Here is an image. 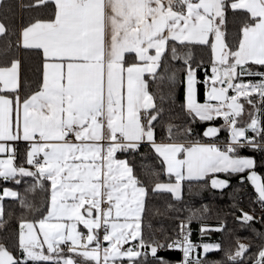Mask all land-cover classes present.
I'll return each mask as SVG.
<instances>
[{"label":"snow or ice","instance_id":"obj_1","mask_svg":"<svg viewBox=\"0 0 264 264\" xmlns=\"http://www.w3.org/2000/svg\"><path fill=\"white\" fill-rule=\"evenodd\" d=\"M51 2L54 4L52 18L36 20L21 34L23 48L42 52L43 76L39 89L21 101L20 61L14 59L10 67H0V92L15 93L14 98L0 95V141L29 142L27 164L36 169L14 166V157L10 156L0 161V178L33 176L37 183L42 179L50 181L51 207L47 217L39 221L43 241L35 234L33 223L22 222L19 247L23 258H15L0 246V264H29V261L75 264L73 258L62 255V244L68 246L69 252L95 264H101V260L103 264L110 261L115 264L119 258L136 264V258L146 252L136 247L123 249V244L130 239L139 238L137 247L150 248L154 257L158 248L165 245H148L142 239L139 221L146 190L139 186L140 181L127 162L115 160L114 154L118 150H135L145 139L151 142L163 158L167 172L176 177L175 185L157 183L153 190L177 195L180 181L185 178L201 179L208 173L218 172L240 173L253 167L252 159L233 154L244 146L242 140L249 146H257L254 138L246 136L249 129L264 135V123L254 114H250L246 128L237 127L244 111L241 97L251 104L249 97L258 94L264 101V73H254L246 67L249 62L264 66V0H232L231 9L244 10L252 18L241 29L236 51L228 50L224 42L222 26L227 8L224 0ZM48 3L49 0H36L37 5ZM5 32V25L0 23V35ZM210 35H214L215 43L211 45L214 66L208 102L197 103L196 81L189 67L187 108L202 121L223 117L230 141L223 149L215 144L190 147L156 144L153 121L158 120L160 110L145 76L157 78L161 57L170 40L181 44H209ZM176 51L173 47L174 58H178ZM128 54H134L132 63L127 61ZM216 64L224 66L222 72ZM244 75H260L262 79L258 83H234ZM217 83L226 86L217 88ZM229 89L235 95H228ZM219 131L209 128L204 135L215 136ZM69 136H74L78 143L69 141ZM103 141H108L106 152ZM8 151L13 150L0 143V153ZM180 154H184L183 159L177 158ZM254 177V173L249 177L253 183ZM212 186L226 187L227 182L213 179ZM256 190L259 199L264 201V184L257 185ZM3 196L16 198L18 194L5 190ZM242 219L250 221L253 217L244 213ZM77 224L88 229L86 237L77 230ZM100 228L105 230L103 239L109 242L103 249L97 239ZM94 241L95 247H90ZM45 244L48 254L44 252ZM167 247H180L184 264H193L188 258L195 246L187 235L183 241H174ZM219 247L203 246L205 253ZM247 250V245L239 244L229 259L237 261ZM194 264L201 261L197 259ZM257 264H264V250L259 252Z\"/></svg>","mask_w":264,"mask_h":264},{"label":"trees","instance_id":"obj_2","mask_svg":"<svg viewBox=\"0 0 264 264\" xmlns=\"http://www.w3.org/2000/svg\"><path fill=\"white\" fill-rule=\"evenodd\" d=\"M21 3L24 7L21 9ZM36 0H4L0 6V21L6 32L0 35V67H10L12 60L21 63V98L24 100L39 89L43 76V56L38 50L25 49L20 46V30L36 20L52 18L54 5H36ZM251 19L246 11L226 8L225 23L222 26L224 39L231 49L239 45L241 29ZM176 48L173 57L172 48ZM187 60V63H185ZM217 65V64H216ZM215 65V66H216ZM214 59L210 44H189L168 42V47L161 58V66L157 78L148 79L149 91L159 109L158 120L154 121V139L164 143L193 144L201 142L219 143L224 148L230 141V132L222 118L202 121L186 108L185 79L189 67L197 76V95L200 103L206 102V93L210 85V77ZM254 73H264V66L248 64ZM260 75H244L237 78L238 83H258ZM12 94L0 92V94ZM232 94V93H231ZM13 97V96H12ZM251 107L258 109L257 116L264 123V101L258 94L251 96ZM243 116V115H242ZM239 117L238 120L244 117ZM244 123V124H243ZM239 125L246 126L245 122ZM209 125L220 128V136L215 140H207L203 132ZM249 138H254L256 147L244 144L233 154L237 157H253L256 161L254 170L264 176V135L247 131ZM128 158L135 177L146 189V201L142 218V239L148 245H165L163 251L152 256L150 248L144 249L146 254L136 259V264H178L185 262L184 252L171 249L167 245L178 241L182 226L189 231V241L197 243L189 261L199 259L201 264H257L259 252L264 250V215L258 212L256 195L248 182L241 179L249 171L236 174H214L204 180L183 181L181 198H174L169 192L154 191L157 183L167 181L161 160L156 154L153 144H139L135 150L124 153ZM18 167H29L27 164V147L19 144L15 152ZM213 176H222L231 180L229 189L222 193L214 192L209 187ZM16 180L20 182L17 183ZM12 187L18 193L16 199L3 200V222L0 223V246L7 249L17 259L23 258L19 247L21 223L37 224L44 219L49 205L50 185L48 180L33 176H20L17 179H0V196L4 187ZM247 213L252 220L241 221ZM219 245L218 250L202 254V246ZM239 244L247 245L248 250L242 258L232 261ZM64 251V250H63ZM63 256L68 255L62 252ZM77 262L95 264L93 261L75 258ZM29 264L34 262L29 261ZM35 264H52L35 262ZM120 264H129L123 261Z\"/></svg>","mask_w":264,"mask_h":264},{"label":"crops","instance_id":"obj_3","mask_svg":"<svg viewBox=\"0 0 264 264\" xmlns=\"http://www.w3.org/2000/svg\"><path fill=\"white\" fill-rule=\"evenodd\" d=\"M4 0H0V6H1V3L3 2ZM194 2H198V0H194ZM224 2H225V4L227 5V8H229V9H231V7H230V4H231V2H232V0H224ZM48 4H53L52 2H51V0H49V3ZM37 5V4H36ZM42 5V4H41ZM54 5V4H53ZM38 6H40V5H38ZM24 7V5L21 3V9ZM177 10H180V9H177ZM231 10H233V9H231ZM226 11V10H225ZM242 11H244V10H242ZM249 16H250V14H249ZM250 19L252 20V18L250 17ZM0 23H2L1 21H0ZM34 23V22H33ZM29 25H27V26H24V27H22L21 28V30H20V46L22 47V44H21V40H22V36H21V34H22V31H23V29L24 28H26V27H28ZM214 40H215V37H214V35H210L209 36V44L210 45H212L213 44V42H214ZM171 41V40H170ZM174 42H177V43H179L178 41H174ZM186 43H188V42H186ZM189 44H199V43H189ZM225 44L227 45V43H226V41H225ZM23 48V47H22ZM227 49L228 50H231V51H236L237 49H238V47H236L235 49H231L230 47H228V45H227ZM33 50H36V49H33ZM211 50H212V47H211ZM38 51H40V50H38ZM41 52V51H40ZM42 53V52H41ZM165 53V52H164ZM152 54H154V51L152 52ZM162 58V57H161ZM134 59H135V57H134V54H128L127 55V61H128V63H132L133 61H134ZM249 64H253V63H251V62H249ZM253 65H256V64H253ZM216 66H220L219 64H217ZM159 70V69H158ZM158 70H157V72H158ZM193 71V70H192ZM194 72V79H195V81H196V83H195V85H194V88H195V99H196V101H197V103H199V104H204V103H206V102H204V103H200L199 101H198V95H197V76H196V74H195V71H193ZM150 77H152V76H150V75H148V74H146V76H145V78L148 80ZM187 81H188V75L186 76V79H185V87H186V95H187V86H188V84H187ZM234 83H238L237 82V79L236 80H234ZM210 84H211V81H210ZM0 87H2V85H0ZM20 88H21V63H20V69H19V89H18V93H19V96H20V99H21V101H23V99L21 98V94H20ZM208 90H209V88H208ZM208 90H207V93H206V101H207V94H208ZM7 93H9V92H7ZM232 93V94H231ZM10 94H12L11 96L9 95V94H0V95H8L10 98H14V96H15V93H10ZM235 94V92L232 90V89H229V91H228V95H234ZM254 95V94H253ZM13 96V97H12ZM185 98H186V96H185ZM249 99H251V97H249ZM252 100V99H251ZM212 103H215L214 101L212 102ZM240 103L241 104H243V106H244V111H243V113H242V117H244V119L242 120V118L240 119V120H238V123H237V127H241V128H246L247 127V125H248V123H250V114H254V115H257V113H258V109L256 108V107H251V106H249L250 104L247 102V100L244 98V97H241L240 98ZM186 108H187V102H186ZM187 110H188V108H187ZM189 111V110H188ZM194 114V113H193ZM195 115V114H194ZM197 118H199V117H197ZM215 118H223V117H215ZM214 118V119H215ZM13 120H15V113L13 114ZM211 121V120H210ZM243 123V122H245V124H246V126H243V125H239V123ZM244 124V123H243ZM226 127V126H225ZM230 132V131H229ZM254 134H256V133H254ZM246 136L248 137V132H246ZM155 140V139H154ZM155 141H158V140H155ZM159 143H156V144H183V143H164V142H161V141H158ZM0 143H5V144H7L8 146H10V148L13 150V151H8V152H4V153H0V161H6L10 156H13L14 158H13V164H14V166H17V164H16V159H15V152H16V147H17V145H19V144H23V145H25L26 147H27V152H28V150H29V148H30V144H29V142H27V141H23V140H18V141H7V142H5V141H0ZM73 143H78L76 140L73 142ZM103 143V145H104V149H105V152H106V148H107V145H108V141H103L102 142ZM241 143L242 144H246L243 140L241 141ZM140 144V143H139ZM197 144H200V145H212V144H215L216 146H218V147H220L221 149H223L222 147H221V145L219 144V143H214V142H201V143H193V144H183L185 147H190V146H194V145H197ZM260 145H263L264 146V143H260ZM131 149H129V150H126V151H120V150H118L115 154H114V159L115 160H117V161H125V162H127V164L129 165V167H131L132 168V166H131V164H130V162H129V160H128V158L126 157V155L124 154V153H127V152H129ZM156 154H158L157 152H156ZM158 156H159V158L161 159V162H162V164H163V166L166 168L165 170H166V174L168 175V176H170L171 177V180L169 181V180H167V181H164V182H162V184H170V185H175L176 184V177H175V175L174 174H169L168 172H167V166H166V164L164 163V161H163V158L158 154ZM178 159H183L184 158V154H180L178 157H177ZM241 158H250V159H252L253 161H254V165H253V167L252 168H250V169H245L244 170V172H246V171H251V170H254L255 169V167H256V161H255V159L253 158V157H241ZM18 167V166H17ZM24 168H26V169H29V167H24ZM30 170V169H29ZM132 170H133V168H132ZM36 171V170H35ZM240 173H243V172H240ZM133 174H134V172H133ZM214 174H236V173H231V172H218V173H208L207 175H205L203 178H201V179H187V178H185L184 180H182V181H180V189H179V193H178V195L177 194H175V193H172V192H169V191H158V192H169V193H171L173 196H174V198H181V196H182V182L183 181H198V180H204V179H206L208 176H211V175H214ZM20 176H17L16 177V179L17 178H19ZM0 179H3V178H0ZM3 180H5V179H3ZM10 180V179H9ZM49 185H50V196H49V205H48V210H47V212H46V215H45V217H47V215H48V211L50 210V207H51V182L49 181ZM139 186H141V185H139ZM5 190H9V191H12V192H16L17 193V191H15L12 187H4L3 189H2V191H1V196L0 197H2V199H0V205H2V207H3V200L4 199H16V198H13V197H5V196H3V193H4V191ZM146 190V189H145ZM18 194V193H17ZM146 195H147V192L145 193V195H144V197H143V205H144V208H143V212L141 213V217H140V221H139V223H140V233H141V236H142V218H143V215H144V209H145V201H146ZM107 205L105 204V205H102V207H106ZM82 212H83V210H82ZM44 217V218H45ZM50 223H54L55 221H49ZM65 222H67V221H65ZM120 222L121 223H123L124 221H123V218L121 217V219H120ZM34 227H35V234L38 236V238L41 240V241H43V234L40 232V230H39V222L37 223V224H34ZM77 230L84 236V237H86L87 235H88V229L87 228H85L84 227V225L83 224H77ZM22 231V230H21ZM23 231L25 232V233H27V228H24L23 229ZM104 231L105 230H102V228H100L99 230H97V239L99 240V243H100V246H101V249H103V248H107L108 246H109V242L108 241H105L104 239H103V236H104ZM139 238L137 239V240H129L127 243H125V244H123V249H128V248H133V247H136V250H138V251H141L142 253L144 252V249H142V248H139V247H137L138 245H139ZM95 244H96V242L94 241L93 242V244L92 245H90V247H95ZM64 244H62L61 246H63ZM60 246V247H61ZM44 252H45V254H48L47 253V245L45 244L44 246ZM63 252H65V253H67L68 255H66L65 257H71V258H73V260L75 261V264H86V263H84L83 261H80V262H77L76 261V257H79V258H81V259H85V258H83L82 256H79L78 254H76V253H72V252H69L68 250H64ZM138 258H140V257H138ZM138 258H136V259H138ZM123 261H128V259L127 258H119V259H117L116 261H115V264H120L121 262H123ZM93 262H95V261H93ZM101 264H103V260H101ZM110 264H112V262L110 261ZM178 264H182V263H178Z\"/></svg>","mask_w":264,"mask_h":264},{"label":"water","instance_id":"obj_4","mask_svg":"<svg viewBox=\"0 0 264 264\" xmlns=\"http://www.w3.org/2000/svg\"><path fill=\"white\" fill-rule=\"evenodd\" d=\"M224 42H225V39H224ZM213 43H215V40H214ZM212 56H213V59H214V53H213V50H212ZM216 67L219 68V69H221V72H222L224 66H223V65H220V66H216ZM211 86H212V85L210 84V85H209V90H210ZM225 86H226V85H221V84H219V83L216 84V87H217V88H219V87H225ZM209 90H208V92H209ZM153 122H154V121H153ZM209 128H218V129H220V128H219L218 126H216V125H209V126H207V127L205 128V130H204V132H203V135H204V133L207 131V129H209ZM220 133H221V131H219L218 134L215 135V136H205V135H204V137H205L207 140H215V139H217V138L220 136ZM253 173L255 174V177H254V178H255V183H253V180H252V179H249V177L252 176ZM213 179L226 181V182H227V186H226V187H213V186H212V180H213ZM241 181H242V182H245V181L248 182V184L252 187V189H253L255 195H256L257 197H259L256 188H257V185L264 184V176H263L262 174H260V173H259L258 171H256V170H251V171H249V172L246 174L245 177H243V178L241 179ZM231 184H232V182H231L230 179H228V178H226V177H222V176H213V177H211L210 180H209V187H210V189L213 190L214 192H218V193H222V192L226 191L227 189H229V188L231 187ZM263 202H264V201H263ZM249 216H250V215H249ZM240 220H241V221H244L242 218H241ZM244 222H249V221H244ZM13 256H14V255H13ZM14 257H15V256H14Z\"/></svg>","mask_w":264,"mask_h":264},{"label":"built area","instance_id":"obj_5","mask_svg":"<svg viewBox=\"0 0 264 264\" xmlns=\"http://www.w3.org/2000/svg\"><path fill=\"white\" fill-rule=\"evenodd\" d=\"M68 140L71 141V142H74L75 138H74V136H69ZM145 143L152 144L151 142L147 141L146 139L140 142V144H145ZM155 143H159V142L155 141ZM255 202L258 203V212H259V214H261V215L263 214L264 215V202L261 201L259 199V197H257V196L255 198ZM181 228H182V232H181V236H180L178 241H183L185 235L188 236V240H189V231L186 229L185 226H182ZM102 230H104V228H102ZM192 245L196 246L197 243H192ZM61 249L62 250H68V246L67 245H63V246H61ZM171 249H176V250H180L181 252H183L180 247H172ZM163 250H164V247L158 248L157 251H163Z\"/></svg>","mask_w":264,"mask_h":264},{"label":"rangeland","instance_id":"obj_6","mask_svg":"<svg viewBox=\"0 0 264 264\" xmlns=\"http://www.w3.org/2000/svg\"><path fill=\"white\" fill-rule=\"evenodd\" d=\"M193 2H194V0H193ZM195 3V2H194ZM235 95V94H234ZM206 102H208V101H206ZM223 119V118H222ZM224 120V119H223ZM224 123H225V121H224ZM158 155V154H157ZM159 157V156H158ZM161 160V159H160ZM161 163V165L163 166V164H162V162H160ZM163 169H164V173H165V175L167 176V180H171V177L170 176H168L167 174H166V168L163 166ZM205 245V244H204ZM203 245V246H204ZM203 246H202V254H204L205 252H204V248H203Z\"/></svg>","mask_w":264,"mask_h":264}]
</instances>
